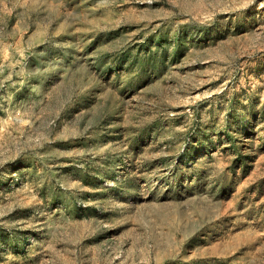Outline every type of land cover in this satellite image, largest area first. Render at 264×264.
<instances>
[{"label": "rangeland", "instance_id": "rangeland-1", "mask_svg": "<svg viewBox=\"0 0 264 264\" xmlns=\"http://www.w3.org/2000/svg\"><path fill=\"white\" fill-rule=\"evenodd\" d=\"M0 264H264V0H0Z\"/></svg>", "mask_w": 264, "mask_h": 264}]
</instances>
